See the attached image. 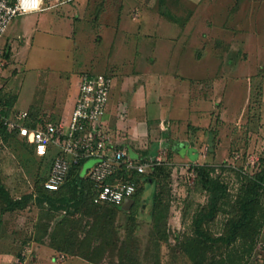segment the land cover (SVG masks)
Here are the masks:
<instances>
[{
    "label": "rangeland",
    "instance_id": "rangeland-1",
    "mask_svg": "<svg viewBox=\"0 0 264 264\" xmlns=\"http://www.w3.org/2000/svg\"><path fill=\"white\" fill-rule=\"evenodd\" d=\"M93 1L100 6L96 7L97 12L105 8L115 9L117 5L116 0ZM118 1L127 5L125 11H128V19L134 21L133 33L119 35L120 42L126 40L130 49H110L111 39L106 40V37L102 41H94L97 38L96 31L92 40L81 35L69 39L37 31L28 40L30 43L16 40L24 44L15 54L10 52L9 55H3L0 52V61L3 62L0 65V82L4 84L2 90L18 97L14 111L26 110L31 104L36 119H47L48 116L51 121L57 117L64 119V115L49 112V107L63 96L73 94L83 73H110L108 69L117 59L124 60L127 68H130L136 49L132 45L149 38L156 46V49L146 51L145 56L150 61L160 54L165 58L170 55L171 59L183 60L181 68L170 67V72L177 74L180 70L188 86L187 91H178V84L171 79L170 84L164 87L168 88L164 94L185 98L189 103L192 112H189L186 121L196 124L198 129H191L194 127L190 125L187 138L195 142L196 153L204 154L205 158H201L200 162L219 166L216 174L234 192L239 185L237 170L251 174L264 168V0ZM42 12L15 16L6 35L16 36L24 20L34 23L37 17L45 14ZM167 47L171 48L170 54L166 51ZM169 108L167 104L164 109ZM130 119L131 116H128L127 120ZM179 120L176 115L165 124L172 131L170 140H175L174 144L182 152L186 148L183 143L185 140H182L184 122ZM213 134L216 138L214 152L209 153L206 142ZM44 152V149L30 146L19 138H9L3 142L0 135V179L6 186L7 183L11 186L14 198L32 191L38 174L46 175L54 152L43 158ZM181 152L179 154L168 148L161 153L163 163L171 170L167 241L157 244L151 240V218L148 211H139L137 219L140 227L133 232L126 250L135 252L139 264H192L177 242L190 234L192 213L206 198L204 192L194 187L193 168L196 164H190L192 162ZM138 156L142 158V154L138 153ZM256 159L258 166L254 170L251 163ZM228 163L235 169H222ZM57 215L31 203L23 210L5 213L0 223V264H88L81 258L63 259L57 252L41 253L37 257L32 247L23 249L27 246L24 245L26 242L20 243L19 240L43 234L41 224L52 222L53 226V219ZM21 217L24 218L22 221L29 224L27 228L21 227L22 232L15 230L16 226L13 225ZM119 221L124 222L125 216H121ZM224 221L223 214L215 218L210 225L213 233L221 231ZM118 232L122 233L121 230ZM47 240L46 244L49 242ZM262 243L264 233L253 257L244 258L241 264H262ZM109 251L100 264H118L117 250L113 253L111 249ZM9 254L12 256H6Z\"/></svg>",
    "mask_w": 264,
    "mask_h": 264
},
{
    "label": "trees",
    "instance_id": "trees-1",
    "mask_svg": "<svg viewBox=\"0 0 264 264\" xmlns=\"http://www.w3.org/2000/svg\"><path fill=\"white\" fill-rule=\"evenodd\" d=\"M9 53V49L4 48L3 55ZM16 101V95L4 93L0 88V112L3 116L13 111ZM28 116L29 127L42 123V120H50L36 119L31 107ZM0 135L3 142L18 138L16 134L7 132L1 122ZM215 141L214 134L207 139L209 153L214 152ZM81 165H69L65 181L57 191L45 190L43 182L46 178L38 174L32 191L17 198L12 196L11 186L8 183L6 186L0 179V223L5 213L23 210L34 201L37 207L58 214L53 219V226L52 222L41 224L49 237V245L68 256L78 255L91 264H100L108 256L106 253H110L109 249L112 253L117 250L118 264H139L135 252L126 250L133 232L140 227L137 219L140 210L148 211L151 218V240L157 244L167 241L171 170L166 164L154 166L147 174L119 169L108 179V182L121 178L134 183L135 192L131 196L134 203L128 211L123 210L122 205L93 203V185L86 176L80 175ZM218 167L198 163L193 168L194 187L204 192L206 199L192 213L190 234L177 242L192 264H241L244 258L253 257L263 238L264 168L254 175L236 169L239 185L231 192L228 184L216 174ZM225 167L235 169L229 163L222 169ZM219 214L225 216V221L221 231L213 233L210 225ZM121 216H125L124 222L119 221Z\"/></svg>",
    "mask_w": 264,
    "mask_h": 264
},
{
    "label": "crops",
    "instance_id": "crops-1",
    "mask_svg": "<svg viewBox=\"0 0 264 264\" xmlns=\"http://www.w3.org/2000/svg\"><path fill=\"white\" fill-rule=\"evenodd\" d=\"M116 2L117 5L115 9H113V7L111 9L105 8L100 12H97L96 9V7L98 8L100 6L93 0H71L59 4L55 8L42 12L45 14L37 17L34 23L24 20L23 25H20L21 30L16 36H7L9 31L8 26L5 34L0 38V52H3L4 48L7 47L11 53L15 54L19 47H23L22 43L30 40L32 34L37 31L52 33L61 38L65 37L69 39L74 38L75 35H81L89 40H92L91 37L94 36L93 33L96 31L97 38H94V41H102L106 37V40L107 38L111 39L110 49H117L120 51L130 49L126 40H121L120 42L119 35L133 33L134 21L131 20V22L130 19H128V11H125L127 5L124 4L123 1L116 0ZM172 12H174V9ZM164 14L169 16L167 13ZM135 15L138 16L137 12ZM157 22L159 23V21ZM164 25L166 26V24ZM18 39H22L23 42L19 40L18 43L16 41ZM150 40L151 39L148 38L142 43L140 42V44L137 42L132 45V47H136V49L134 51L135 58L133 57L134 60L130 62V68H127L128 66L125 65L124 60L121 61L117 59L108 69L110 72L108 74L113 77V86L110 91L107 110L100 122L113 136L116 147L127 150L132 157H139L138 153H140V155L142 154L140 157H162V151L168 148L174 149V151H177V153L179 152V154L181 152L177 148V144H174L175 140H170L172 131L171 129L169 130L168 125L165 124L170 122L171 118H175L177 115V120L180 119L179 122H184V139H182L185 140L183 143L186 145L185 150L182 151L183 155H185L184 157H188L192 162L190 164H202L204 161L200 162V160L201 158L204 160V154L201 152L196 153L195 142L191 141V138H187V130H189L190 125L194 127L191 129H198L196 124L186 121L187 115L189 112H192L188 107L189 103L185 98H174L171 94H164V90H168V88L164 87L170 84L171 79H174L175 83L178 84V91H187L188 86L182 78L183 74L180 73V70L177 72L178 75L170 72L173 66L181 68L184 62L180 58L171 59L170 55L165 58L162 54H160L159 57H154L156 59L150 61L145 56L146 51L156 49L155 43ZM15 42H17V45ZM158 49L161 48L159 47ZM170 49L171 48L167 47L166 51ZM139 50L143 52H138ZM137 56L143 58H137ZM3 87L4 84L0 82V88ZM77 91L78 88L74 90L73 94L69 93V95L63 96L64 98H61L57 103L51 104V107H49L50 110H48L49 112L57 114L58 116L64 115V119H59V117H57L55 121L65 120L69 117L74 106ZM180 92L177 93L181 94ZM167 104L170 108L165 110L164 108H166ZM27 107L28 108L24 110L28 112L31 104ZM166 111H168L167 117L164 115ZM126 114L129 115L126 116ZM178 114H181V116H178ZM128 116H131L130 122L127 120ZM196 132H200V129L196 130ZM193 138H195V136H193ZM50 153L52 152L48 154ZM184 159L185 158L182 160ZM34 203V201L31 202V204ZM23 219L24 218L21 217L19 222L16 223L17 225L13 224L16 226L15 230L22 232L21 227H28L29 224L22 221ZM35 226H37V224H35ZM28 234H31L30 231H28ZM20 235L21 234H19V236ZM19 236L17 240H19ZM26 238L27 237H24L19 240L20 243L26 242L24 245L27 246L23 249L26 250L32 247L31 250L37 257H39L41 253L57 252L63 259H65V257L80 259L78 255L68 256L51 247L49 243L46 244L49 238H47L44 232L36 238L30 236ZM6 256H12V254ZM86 263L88 262L86 261Z\"/></svg>",
    "mask_w": 264,
    "mask_h": 264
},
{
    "label": "built area",
    "instance_id": "built-area-1",
    "mask_svg": "<svg viewBox=\"0 0 264 264\" xmlns=\"http://www.w3.org/2000/svg\"><path fill=\"white\" fill-rule=\"evenodd\" d=\"M67 1L71 0H0V38L15 16L50 10ZM112 86L113 77L110 74L83 73L79 78L73 109L65 120H42V123L29 127L27 111L13 110L7 116L0 112V122L7 132L44 149L43 157L54 152L43 182L45 190L57 191L60 188L70 164L82 163V168L85 162L94 160L84 174L93 185V203L122 205L134 194V183L121 178L113 182H108V179L119 169L147 174L154 166L164 162L161 156L134 158L127 150L116 147L113 136L100 122L106 112ZM234 159L237 160V157ZM257 161L251 163L254 170L258 166ZM256 172L248 174L243 171L247 175Z\"/></svg>",
    "mask_w": 264,
    "mask_h": 264
},
{
    "label": "water",
    "instance_id": "water-1",
    "mask_svg": "<svg viewBox=\"0 0 264 264\" xmlns=\"http://www.w3.org/2000/svg\"><path fill=\"white\" fill-rule=\"evenodd\" d=\"M91 161H92V162H90V163H88V164L84 163V165L82 166V169H81V173H80L81 176H84V174H85L87 168H89V167L92 166L94 160H91ZM86 167H87V168H86ZM133 203H134V200H133V199H131V198L126 199V200L123 202L121 208H122L123 210H125V211H128V210L131 208V206L133 205Z\"/></svg>",
    "mask_w": 264,
    "mask_h": 264
}]
</instances>
